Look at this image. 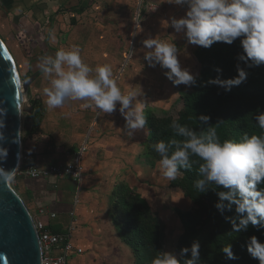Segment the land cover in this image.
<instances>
[{
	"label": "clouds",
	"instance_id": "obj_1",
	"mask_svg": "<svg viewBox=\"0 0 264 264\" xmlns=\"http://www.w3.org/2000/svg\"><path fill=\"white\" fill-rule=\"evenodd\" d=\"M169 3H173L172 0ZM174 4L188 6L182 18L171 19V27L177 33L183 32L189 44L210 48L216 42L231 45L239 38L243 54L238 56V60L249 67L264 65V0H174ZM135 27L141 28L140 23H135ZM48 35L54 43L57 39L55 31L49 30ZM142 43L147 50L144 60L148 66L159 65L167 69V79L176 86L195 83L196 78L190 69L182 67L178 58L179 49L174 42L161 39L158 35ZM81 53L80 46L72 45L60 48L54 56L39 58L41 73L52 77L51 86L43 89L47 107L56 109L69 101H84L80 105L82 108L112 114L119 104L126 133L133 136L137 130L144 129L147 124L145 103L138 99V93L135 90L126 94L122 92L110 64L92 68L84 62ZM237 71L235 79L210 83L230 90L247 79V72L243 68L238 67ZM4 112V109H0V114ZM254 119L264 129V112ZM199 120L207 124L210 117L200 116ZM4 127V121L0 120V129ZM171 127L184 139H172L167 143L160 140L153 145L161 157L158 161L161 175L174 181L183 174L181 169L192 167L191 156L199 157L203 161L199 166V174L203 178L195 182V187L202 193L207 192L212 184L226 189L217 192L219 202L216 208L223 214L235 206L239 221L231 220L233 232L247 231L249 224L258 229L264 227V188L259 187L264 184V135L246 134L239 140L225 139L221 142L216 128L212 126L208 127L206 133L199 134L176 121ZM4 138L3 132H0V140ZM173 147L175 151H171ZM7 155V150L0 147V158ZM14 175V171L0 168V179L11 181ZM247 251L259 264H264V243L258 237L249 238ZM222 252L229 260L238 259L231 244L224 247ZM200 261V243L196 241L190 249L183 248L179 257L174 252L160 251L151 264H200Z\"/></svg>",
	"mask_w": 264,
	"mask_h": 264
},
{
	"label": "crops",
	"instance_id": "obj_2",
	"mask_svg": "<svg viewBox=\"0 0 264 264\" xmlns=\"http://www.w3.org/2000/svg\"><path fill=\"white\" fill-rule=\"evenodd\" d=\"M18 1L20 0L11 2L6 0L5 3L10 2L11 6L15 4L16 15L19 12L24 13L23 11L26 13V9L24 10L26 7L18 4ZM30 1L34 0H26L27 7ZM41 2L44 0H40L39 4ZM85 3L87 7L79 13V4ZM146 4L144 0L141 5L138 0L59 1L58 7L52 12L45 11V15L49 17L59 14L55 25L53 24L52 27L50 23L48 25L44 23L46 33L49 30L55 31L56 41L53 43L49 39L48 46L41 45V48L29 53L26 62L20 59L23 67H18L13 60L17 71L19 68L20 74L26 79L41 71L38 67L40 57L54 56L60 48L78 45L82 49L81 55L85 63L92 68L110 64L122 92L126 94L135 90L138 99H141V89L135 88L134 85L137 82L136 79L133 80L136 71L134 67L131 68L133 71L128 69L124 77L121 75V79L118 78L119 69L130 45L118 39L117 32L124 30L129 40L141 42L143 22L147 16ZM68 5H71L73 10L69 6V9L65 8L66 12L60 13V8ZM2 6L4 5L0 0V7ZM159 12L166 15L164 7H159ZM180 12L181 10L177 9V13ZM137 13L141 15L138 16ZM52 20L53 18L51 22ZM49 21L50 19L45 22ZM135 23H140L141 28L135 27ZM51 78L41 73L29 87L28 95L40 101L43 116L38 131L27 138L25 146H22V153L30 161L29 165L46 169L56 164L73 163L76 154L86 143L85 175L82 182L77 183L71 179L57 181L53 178L36 181L20 173L15 177L17 184L14 191L23 201L30 215L43 221L53 233H63L70 222L69 214L76 213L79 229L75 232L73 240L75 246L83 250V254L73 257L72 264H107L105 262L107 259L103 256H105L104 248L108 247L105 241L110 195L119 183L120 175H126L125 182L129 187L135 189L141 187L140 182L133 181L132 184L129 182L132 171L136 172L137 176H141V173H138L139 167L135 155L132 163L127 162L122 165L123 167L119 164L124 156L133 155L129 154L131 148L138 150L141 146V129L133 136L126 133L125 120L119 112V104L112 114L82 108L80 105L84 101H69L61 108L49 109L45 103L47 97L43 89L51 86ZM117 167H120L119 170ZM76 200H79L77 206L74 204ZM41 209L46 212L43 216L39 215ZM50 214H56V218L51 219Z\"/></svg>",
	"mask_w": 264,
	"mask_h": 264
},
{
	"label": "trees",
	"instance_id": "obj_3",
	"mask_svg": "<svg viewBox=\"0 0 264 264\" xmlns=\"http://www.w3.org/2000/svg\"><path fill=\"white\" fill-rule=\"evenodd\" d=\"M86 7V3L79 4V13ZM140 47L141 43L137 42L136 49ZM127 52L128 50L125 55ZM241 54L243 49L239 38L231 45L216 42L210 48L198 46L196 59L200 72L192 84V92L180 98L182 110L178 117L157 118L151 111L147 113V154L159 161L161 157L153 148L156 142L164 140L167 143L172 139H184L171 127L173 121L187 125L198 134L206 133L210 126L215 127L221 142L225 139L239 140L246 134L264 135V129H261L254 119L256 115L264 112V65L249 67L238 60ZM238 67L247 72V79L240 85L227 90L218 84L210 83L215 80L235 79L238 76ZM30 103L33 107V122L31 129L25 132L26 139L38 131L43 116L40 101L31 98ZM200 116H208L210 120L207 124H202ZM171 151H175V148ZM190 161L192 167L181 169L183 174L173 183L174 187L184 192L193 205L190 211L177 213L184 229L178 240V255L183 248L190 249L192 244L198 241L200 264H259V261L248 253L247 241L256 236L264 243V227L258 229L249 224L247 231L233 232L231 220H236L237 223L239 221L235 206L231 211L225 210L223 214L216 208L219 202L217 192L226 189L217 188L212 184L208 186L210 189L207 192L197 190L195 182L203 178L199 174V166L203 161L194 155L190 157ZM115 187L110 199L109 216L121 241L131 249L135 264H151L157 256L153 246H157L159 241V223L151 215L148 204L131 190L125 181H120ZM259 187L264 188V184ZM229 244L238 259L229 260L222 252ZM190 255L189 252L188 258Z\"/></svg>",
	"mask_w": 264,
	"mask_h": 264
},
{
	"label": "rangeland",
	"instance_id": "obj_4",
	"mask_svg": "<svg viewBox=\"0 0 264 264\" xmlns=\"http://www.w3.org/2000/svg\"><path fill=\"white\" fill-rule=\"evenodd\" d=\"M7 1L11 2L12 0ZM59 1L61 2V0H44V2L39 4L40 0H34L32 2L30 1L29 6H31L27 7L26 0H20L18 1V4L20 3L26 7L24 10L26 9L27 12H17L18 15H16V11L14 10L15 4L14 6H11L10 2L7 4L5 3L6 0H4V2L2 0L4 6L0 7V38L11 54L15 63H17L18 67H23L20 59H23V61L26 62L27 58H29V53H32L39 47L41 48V45L42 47H45V44L47 46L49 45V31L46 33V27L44 23H46V25L50 23L52 26L54 23H56V18L59 14L54 17L48 16L50 21L45 22L49 20L45 15V11L49 10L52 12L54 9H56L55 7H58L57 5ZM144 2L147 3L145 5V12L147 16L144 19V27L141 31V47L135 50L133 64L131 62V65H129V67L124 70V72L122 68L119 70L120 77L121 75L124 77L128 69L129 71H133L131 68L134 67L136 70L134 71L135 75L133 76V80L136 79L137 81L134 83L135 88L142 89L141 100H143L145 103V116H147V113L151 111L157 118L164 116H172L176 118L178 117L179 112L182 110L180 98L190 94L193 90V87L192 85L186 86L183 84L176 86L172 81L167 79L165 75V72L168 71L167 69H163L159 65L156 67L148 66L147 61L144 60V52L147 50L144 49L142 42L145 39L155 38L158 35L161 39L174 42L179 49L178 58L182 67L190 69L195 78L198 77L200 72V65L196 59V51L198 46L189 44L186 35L183 32L177 33L171 27V19L173 17L176 19L182 18L188 11V6L176 5L174 4V0H172L173 3H169V0H144ZM65 6L61 8L59 7L61 9L60 13L66 12L65 8L69 9L71 7V5H68L67 7ZM151 6L158 7V9L159 7H164L166 10V15L160 14L159 10L158 12L151 10ZM71 9L73 10L72 7ZM177 9H180L181 12L177 13ZM33 11L34 14H32ZM52 18L53 20L51 22ZM117 37L121 41H126L129 45H132V43H135V45L137 44L134 39L129 40L130 38H127L124 30L123 32H117ZM136 54L137 57L135 58ZM19 70L20 69L18 68L19 77L21 80H24V77H22ZM26 100L23 102V104L26 103L27 107H31V96L28 95ZM28 119L27 113L22 112V146H25L27 141L25 132L27 131L26 128L29 127ZM146 137V128L141 129V146L138 150L131 148L129 154L133 155L127 157L124 156L125 158L121 159L119 164L120 167H123L122 165L127 164V162L132 163L134 158L137 160V165L139 167L138 173H141V176H137L138 174L132 171V174H130L129 177V182L130 184H132L133 181L134 183L140 182L141 187H136L137 189L134 187L129 188L136 194L140 195L143 201L148 204L151 215L159 223V241L157 246H153L156 255L158 256L160 251H167L174 252L179 257L177 252L178 240L182 236L184 229L177 213L190 211L193 205L191 200L185 196L184 192L180 188L173 186V183L179 180L181 176H178L176 180L172 181L161 175V169L158 167V161L146 153L148 150L145 144ZM125 151L123 153H125ZM129 154L127 153V155ZM134 155L135 157L133 158ZM29 162L30 161L28 159L23 161V170L27 168ZM120 167H117L118 170ZM125 176L126 175H120L118 177L119 182L125 181ZM134 176L136 177L135 180ZM15 177L10 182L13 190L16 189L17 184ZM110 204L111 202L109 203V208ZM109 208L106 218L107 231L105 241L108 247L104 248L105 256H103L107 259L105 262L107 264H135V257L133 256L131 249L121 241L114 222L109 216Z\"/></svg>",
	"mask_w": 264,
	"mask_h": 264
},
{
	"label": "water",
	"instance_id": "obj_5",
	"mask_svg": "<svg viewBox=\"0 0 264 264\" xmlns=\"http://www.w3.org/2000/svg\"><path fill=\"white\" fill-rule=\"evenodd\" d=\"M41 71L21 80L13 58L0 38V129L4 140L0 147L7 150L6 158H0V168L16 174L22 157V112L27 113L29 131L32 127L33 107L21 100L20 89L27 98L29 87ZM27 102V100H26ZM0 264H41L40 245L31 215L23 201L9 187L8 181L0 179Z\"/></svg>",
	"mask_w": 264,
	"mask_h": 264
},
{
	"label": "built area",
	"instance_id": "obj_6",
	"mask_svg": "<svg viewBox=\"0 0 264 264\" xmlns=\"http://www.w3.org/2000/svg\"><path fill=\"white\" fill-rule=\"evenodd\" d=\"M138 1L139 5H141L143 0ZM150 8L155 12H158L159 10L158 7L151 6ZM135 50L136 45L135 43H132L125 56V60L120 67V69H123V72L129 67V64L133 60ZM118 74L119 78L120 73ZM86 152L87 146L86 143H84L79 152L76 154L73 163L56 164L46 169H40L33 165H28L23 172V161L27 158L22 153V157L20 160L21 166L17 169L15 176L21 173L26 178L36 181L53 178L57 181L71 179L74 182L81 183L85 175L84 155ZM74 204L75 206L79 205V200H76ZM45 214L46 212L44 210L41 209L39 211L40 216H43ZM49 217L51 219H55L56 214H50ZM31 218L34 223L40 245L41 264H72L71 260L73 259V257L81 256L83 254V250L77 248L73 240L75 232L79 229V223L75 212H71L69 214L70 222L66 227V230L60 234L51 232L43 221L37 218L35 219L32 216Z\"/></svg>",
	"mask_w": 264,
	"mask_h": 264
},
{
	"label": "bare ground",
	"instance_id": "obj_7",
	"mask_svg": "<svg viewBox=\"0 0 264 264\" xmlns=\"http://www.w3.org/2000/svg\"><path fill=\"white\" fill-rule=\"evenodd\" d=\"M20 93H21V100H22V103L23 102H25V100H26V96H25V93L22 91V89H20ZM20 164H21V161H19V164H18V168H20ZM17 168V169H18ZM15 176V175H14ZM14 176H13V178H14ZM12 178V179H13ZM10 182L11 181H8V185H9V187H10V189L16 194V192L12 189V187H11V185H10Z\"/></svg>",
	"mask_w": 264,
	"mask_h": 264
}]
</instances>
